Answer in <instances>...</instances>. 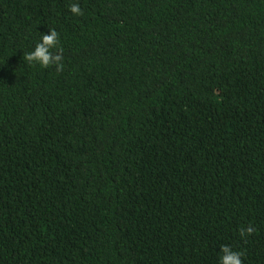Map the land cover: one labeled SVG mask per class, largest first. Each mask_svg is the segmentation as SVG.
I'll use <instances>...</instances> for the list:
<instances>
[{"label": "trees", "instance_id": "1", "mask_svg": "<svg viewBox=\"0 0 264 264\" xmlns=\"http://www.w3.org/2000/svg\"><path fill=\"white\" fill-rule=\"evenodd\" d=\"M223 246L264 264V0H0V264Z\"/></svg>", "mask_w": 264, "mask_h": 264}, {"label": "clouds", "instance_id": "2", "mask_svg": "<svg viewBox=\"0 0 264 264\" xmlns=\"http://www.w3.org/2000/svg\"><path fill=\"white\" fill-rule=\"evenodd\" d=\"M70 12L75 15H80L81 9L78 4H72L70 5ZM57 35L58 34L55 29H50L48 34L43 35L41 37L42 43L38 44L34 51L25 54V59L37 60L39 61L41 66L47 67L49 64V55L47 53L46 46L54 44ZM55 59L59 60L60 57L57 56ZM246 231L250 234L252 229L249 227L246 229ZM244 234L245 233L242 231L241 235ZM220 253L221 254L219 255V264H242V260L240 258L242 256V253L235 252L228 246H223L221 248Z\"/></svg>", "mask_w": 264, "mask_h": 264}]
</instances>
